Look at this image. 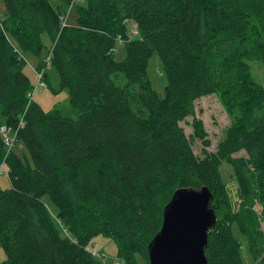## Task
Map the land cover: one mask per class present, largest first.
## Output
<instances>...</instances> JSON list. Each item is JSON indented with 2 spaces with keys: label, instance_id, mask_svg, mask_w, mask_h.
I'll return each instance as SVG.
<instances>
[{
  "label": "trees",
  "instance_id": "trees-1",
  "mask_svg": "<svg viewBox=\"0 0 264 264\" xmlns=\"http://www.w3.org/2000/svg\"><path fill=\"white\" fill-rule=\"evenodd\" d=\"M1 1L0 161L10 177V187L0 189L2 264H101L88 249L98 234L116 241L124 264H138L136 254L149 264L147 244L163 206L175 189L201 185L213 194L217 217L208 264H245L233 224L264 264V82L247 63L257 58L264 70V0H85L71 24L65 17L74 0ZM51 48L48 68L76 117L44 111L30 98L26 58L35 57L39 71ZM154 54L166 78L162 96L147 76ZM214 92L235 96L230 107L240 115L217 153L204 148L198 158L191 140L204 147L209 140L194 101ZM187 116L190 136L180 125ZM4 133L28 156L8 153ZM221 159L234 168L236 212ZM44 195L57 207L56 220Z\"/></svg>",
  "mask_w": 264,
  "mask_h": 264
},
{
  "label": "rangeland",
  "instance_id": "rangeland-1",
  "mask_svg": "<svg viewBox=\"0 0 264 264\" xmlns=\"http://www.w3.org/2000/svg\"><path fill=\"white\" fill-rule=\"evenodd\" d=\"M85 0H74L70 5L66 14V22L71 24L75 22L76 19V7L79 4H84ZM4 10V4L0 0V13ZM130 28V25H129ZM44 43L50 47L51 39L48 36H44ZM121 46H118L117 51L119 52ZM46 51L44 48L43 52ZM115 58L119 59L122 53L116 54ZM251 75L253 78L259 82H264V70L262 64L257 58H251L247 61ZM36 58L33 56H28L26 58V63L23 68L24 74L28 77L32 89L30 90V98L39 104V106L44 110H50L53 108H59L63 113L69 114L76 117V112L71 108L68 95L65 89L59 86V75L54 68H48L46 70L47 77L43 79L46 87L38 86L37 75L35 69ZM147 76L153 89L162 96L164 94V87L166 85V78L162 68V64L158 59L157 55L154 54L148 61L147 66ZM237 103L235 96L223 95L218 92L206 94L200 96L194 101L195 116L202 121L203 128L207 133V139L209 140V145L205 146L202 144L201 140L194 138L191 140V148L193 153L198 157H204L203 149L209 153H217L218 146L220 142L224 139L228 128L232 125L233 121L240 115V111L236 107H230ZM192 117H185L184 121L180 122V125L184 129L187 136L192 134ZM10 135V134H9ZM4 138V135H3ZM12 138V137H10ZM8 146V145H7ZM8 153L11 151L19 154L20 156H28L27 149L15 139L11 141V146L6 147ZM244 151H238L231 154L232 158L244 155ZM221 163L218 167L221 179L226 185V191L232 212L237 211L238 204L241 199L238 195L237 183L234 178V168L225 159H221ZM10 187V177L8 175V166L5 162L0 161V189H8ZM43 201L47 206L49 212L56 220L55 215L57 212V207L51 201L48 195L43 196ZM253 210L257 213H261V205L255 203L252 206ZM261 228L264 229V221L260 223ZM62 229V227H61ZM233 235L237 237L241 242V254L245 264H263L262 262H255L252 255L248 252L243 236L241 235L237 224L232 225ZM88 249L91 254L97 258L101 264H124L123 260L117 256V245L116 241L112 238L105 237L101 234L95 235L88 244ZM264 254V248L262 250ZM4 250L0 245V264H2L4 259ZM136 259L138 264H141L142 258L139 254H136Z\"/></svg>",
  "mask_w": 264,
  "mask_h": 264
},
{
  "label": "water",
  "instance_id": "water-1",
  "mask_svg": "<svg viewBox=\"0 0 264 264\" xmlns=\"http://www.w3.org/2000/svg\"><path fill=\"white\" fill-rule=\"evenodd\" d=\"M206 185L175 189L162 209L159 230L147 244L149 264H208V232L216 224Z\"/></svg>",
  "mask_w": 264,
  "mask_h": 264
},
{
  "label": "built area",
  "instance_id": "built-area-1",
  "mask_svg": "<svg viewBox=\"0 0 264 264\" xmlns=\"http://www.w3.org/2000/svg\"><path fill=\"white\" fill-rule=\"evenodd\" d=\"M64 22H63V24H64ZM130 35H137V30L135 28V24H133V23L130 24ZM51 54H52V48L50 50V54L47 56V58H45V63H46L45 68H43V69H41L39 71H36V75H37V83H36V85H38V86L46 87V84L43 81V79H44L45 71L49 67V60H50ZM2 131L4 132V128H2ZM13 139L14 138H10L9 139L7 137V135L4 133V142H5L6 145L11 146V141Z\"/></svg>",
  "mask_w": 264,
  "mask_h": 264
}]
</instances>
